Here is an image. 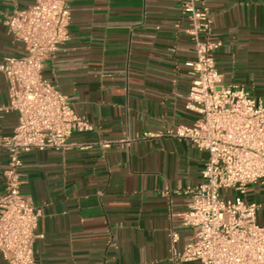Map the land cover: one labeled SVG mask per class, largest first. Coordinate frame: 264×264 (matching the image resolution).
Segmentation results:
<instances>
[{
  "label": "crops",
  "instance_id": "1",
  "mask_svg": "<svg viewBox=\"0 0 264 264\" xmlns=\"http://www.w3.org/2000/svg\"><path fill=\"white\" fill-rule=\"evenodd\" d=\"M35 0H0V65L23 53L4 24ZM69 39L45 60L42 75L93 129L74 132L65 151L23 154V195L41 208L36 264H184L191 237L182 223L207 152L169 131L192 125L187 62L195 59L180 0H68ZM220 42L225 85L264 96V0H200ZM18 124L0 71V137ZM8 154L0 147V197ZM260 205L264 182L247 188ZM177 232L179 240L172 242ZM0 264H7L0 254Z\"/></svg>",
  "mask_w": 264,
  "mask_h": 264
},
{
  "label": "built area",
  "instance_id": "2",
  "mask_svg": "<svg viewBox=\"0 0 264 264\" xmlns=\"http://www.w3.org/2000/svg\"><path fill=\"white\" fill-rule=\"evenodd\" d=\"M180 1L195 52V59L187 62L192 82L186 107L197 117L192 125L169 132L188 139L207 158L202 181L191 189L182 216L191 237L174 253L184 264H264L260 205L245 200L249 185L264 182V96L256 98L243 86L223 83L215 58L220 42L209 38L211 22L197 7L200 0ZM70 23L68 0H35L4 20L23 47L22 54L9 55L0 65L10 108L18 114L13 133L0 137L9 158L0 197V254L7 264H36L34 243L42 210L21 191L23 154L65 151L74 132L93 129L42 75L45 60L69 39ZM179 238L172 232L173 243Z\"/></svg>",
  "mask_w": 264,
  "mask_h": 264
},
{
  "label": "rangeland",
  "instance_id": "3",
  "mask_svg": "<svg viewBox=\"0 0 264 264\" xmlns=\"http://www.w3.org/2000/svg\"><path fill=\"white\" fill-rule=\"evenodd\" d=\"M227 199H228V197H227Z\"/></svg>",
  "mask_w": 264,
  "mask_h": 264
}]
</instances>
